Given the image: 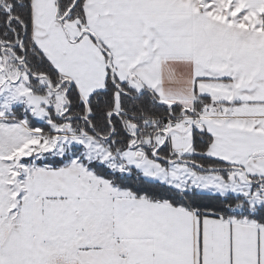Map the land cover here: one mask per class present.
Listing matches in <instances>:
<instances>
[{"label":"snow or ice","instance_id":"1","mask_svg":"<svg viewBox=\"0 0 264 264\" xmlns=\"http://www.w3.org/2000/svg\"><path fill=\"white\" fill-rule=\"evenodd\" d=\"M0 264H264V0H0Z\"/></svg>","mask_w":264,"mask_h":264}]
</instances>
